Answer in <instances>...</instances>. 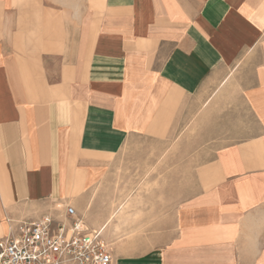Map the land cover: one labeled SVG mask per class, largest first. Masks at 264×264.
<instances>
[{
	"label": "crops",
	"instance_id": "crops-1",
	"mask_svg": "<svg viewBox=\"0 0 264 264\" xmlns=\"http://www.w3.org/2000/svg\"><path fill=\"white\" fill-rule=\"evenodd\" d=\"M83 1L0 0V239L71 207L111 264H264V0ZM195 113L227 141L109 219L113 160Z\"/></svg>",
	"mask_w": 264,
	"mask_h": 264
},
{
	"label": "rangeland",
	"instance_id": "rangeland-1",
	"mask_svg": "<svg viewBox=\"0 0 264 264\" xmlns=\"http://www.w3.org/2000/svg\"><path fill=\"white\" fill-rule=\"evenodd\" d=\"M77 3H80L83 14L84 1L77 0ZM86 4L89 9L92 8L93 12L98 6V0H87ZM89 13L83 15L81 20H76L77 33L80 29L82 31L91 29ZM80 84V70L77 68L76 86L80 87ZM221 115L223 114H220V117L211 115L202 117L195 113L178 116L175 121L176 131L166 138L161 135L156 138L142 139L125 148L110 166V180L107 181L106 188L109 190L107 199L110 201L113 212L109 214V219L114 220L116 205H147V196L150 190L155 189L156 195L161 196L157 197V200H162L163 158L165 155L172 158L180 157L187 151H192L190 147L203 141L220 139V144L227 141L228 138H224L225 133H222L221 129H227L228 117H221ZM134 215H138V213H134Z\"/></svg>",
	"mask_w": 264,
	"mask_h": 264
},
{
	"label": "built area",
	"instance_id": "built-area-1",
	"mask_svg": "<svg viewBox=\"0 0 264 264\" xmlns=\"http://www.w3.org/2000/svg\"><path fill=\"white\" fill-rule=\"evenodd\" d=\"M103 229L87 230L74 209L20 221L0 239V264H111Z\"/></svg>",
	"mask_w": 264,
	"mask_h": 264
}]
</instances>
